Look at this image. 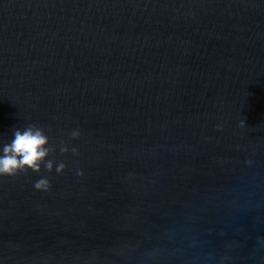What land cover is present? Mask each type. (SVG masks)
<instances>
[{
	"label": "water",
	"instance_id": "95a60500",
	"mask_svg": "<svg viewBox=\"0 0 264 264\" xmlns=\"http://www.w3.org/2000/svg\"><path fill=\"white\" fill-rule=\"evenodd\" d=\"M33 123L67 167L0 176V264H264V0H0Z\"/></svg>",
	"mask_w": 264,
	"mask_h": 264
},
{
	"label": "clouds",
	"instance_id": "9594fccd",
	"mask_svg": "<svg viewBox=\"0 0 264 264\" xmlns=\"http://www.w3.org/2000/svg\"><path fill=\"white\" fill-rule=\"evenodd\" d=\"M80 135L79 129L70 133L72 138H79ZM54 151L49 135L41 126L33 123L22 128L16 127L12 130L10 140L0 143V176H13L29 170L39 172L42 165L48 172L54 169L57 174H61L67 165L62 160L49 158ZM59 151L62 154L69 151L64 142H61ZM71 152L74 156L79 155L75 147L71 148ZM82 174V170L77 171V175ZM33 186L36 190H48L50 181L48 177L41 176L34 181Z\"/></svg>",
	"mask_w": 264,
	"mask_h": 264
}]
</instances>
